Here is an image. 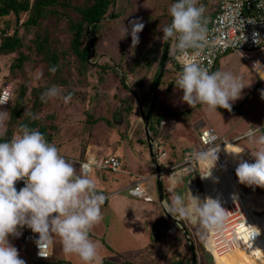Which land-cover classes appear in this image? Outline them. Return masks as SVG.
I'll list each match as a JSON object with an SVG mask.
<instances>
[{"label":"rangeland","instance_id":"374dc122","mask_svg":"<svg viewBox=\"0 0 264 264\" xmlns=\"http://www.w3.org/2000/svg\"><path fill=\"white\" fill-rule=\"evenodd\" d=\"M216 1L217 0H198V3L199 5H203L205 9L212 10V4ZM127 3L128 6H126ZM171 4H173L171 0H116V5H114L112 10L113 12H120L121 16L117 18H107L106 21L98 26L97 39L93 48L94 51L89 57L90 64H112V66L105 67V69L110 70L113 75L110 74V77L108 76L107 79L104 80V85H101L100 82L95 79V75L86 77L84 73H81L75 57L72 55L70 56L71 65L66 74L68 77L67 86H59L61 89V96L48 100L42 110L37 113L41 123L48 126L50 142L55 144L60 152L70 157H76L77 155H81L82 150H88V152H91L96 158L102 159L110 154H115V147L118 145H122L123 143L129 144V146L130 143L137 144L139 142L138 136L143 138V148L145 150L147 149L139 108L133 109L130 119H126L120 98H123L127 91L118 85L120 84V76L122 75L125 77L126 68L128 69L130 64H133V66H136V64H158L161 56V45L158 44L157 47L156 43H160L159 40L163 41V35L161 34V30L155 31V27L159 21H162L164 14H169V7ZM204 15L209 20L210 16L208 12H205ZM12 19V16L0 18V28L5 27L7 22H10L8 31H11L12 29L10 27L13 26ZM133 19H139L145 25L143 30L138 34L140 42L135 47H133L131 43V27L129 24ZM47 25L51 29L52 37L56 38V45L64 49L67 46L69 36L66 23H55L49 20L47 21ZM125 26L129 28V34L121 39L122 30ZM174 45L175 44L172 43L170 49L174 47ZM23 50L25 53L29 52V49ZM31 54L33 57L32 60L24 62L23 66L21 68H16L13 73H10V68L15 62V58L18 56L17 53L7 55V57L1 59L0 63V79L4 76H8L13 80L15 89L17 90L21 84L27 85L28 93L26 96L27 102L25 109L31 108L32 99L34 98L32 94L33 86L46 85L50 80L47 74V65L40 61V56L35 54V50L32 51ZM169 57L170 59L166 61V68L163 74V85L159 87L158 100L153 109V112H162L164 115V119L159 127V134L156 138H153V143H155L156 140V143H158L161 150L165 153V157L162 159L163 163L159 162L164 193L168 195V199L170 200V193H167L168 191L165 189L167 180H170L172 173L182 171V174H180L182 183L175 187V192L187 197L189 195V181L192 180L196 183L197 196L203 199L204 185L202 181L204 182V180L202 177L200 179V174L202 175L200 170L202 164L196 160L185 161L188 154L202 150L200 142L201 126L204 125V128L212 127L220 136L228 137V141H233L231 143L248 149V152L244 149L248 154L246 161L254 163L255 158L251 156V150H257L258 145L250 143L242 134L250 128L264 126V98L261 96V92L264 90V83L245 67L243 61L235 52L229 51L223 54L219 59L221 63L220 70L231 71L235 75L242 77L245 84H249V86H246L242 90V98L236 100L234 103L230 102L232 103L231 112L223 108L209 111L206 105L199 104L192 109L186 102L181 100L183 95L182 90H178L175 87V82L180 72L175 69L176 66L172 60V55L169 54ZM115 65L118 67L120 75L115 74V70L112 71L115 69ZM144 71H146V69L142 66L140 72L137 71L134 76L130 75L126 79V84L129 85L133 93L137 94L139 99L140 97L145 98L151 95L149 91L151 79L142 76ZM38 72H42L43 75L39 79H36ZM96 72L99 76L102 74V71ZM17 90H15L14 98L17 94ZM70 92H72V98L68 103H65L63 97L67 96ZM13 101L14 99L12 102ZM134 103L135 102H133V105ZM143 110L146 111L144 107ZM168 111L173 113L169 114ZM90 115L95 117L106 116L115 123L120 130L124 131L123 134L118 132L116 125L110 126L104 119H100L95 125L88 123L87 119ZM50 124H52V127L49 126ZM261 134H264V129L256 135L258 137ZM89 149L91 151H89ZM176 153H179L178 159L181 157L182 160L180 164L178 163L179 165L173 167L175 164H172V160L175 161ZM224 155L225 153H223V156ZM121 161L124 162L123 158H121ZM216 165L220 168L218 160ZM188 166H190L191 169L183 171V169ZM76 167L79 172L78 162ZM96 173L97 169L93 168L89 174L90 178L95 177ZM154 174L155 169L153 167L150 169L149 175ZM102 177V185L106 183L109 184V191L116 190V188L121 186L115 185V181H113L115 180V176L111 171H107ZM132 179L133 177L129 178V180ZM236 179L237 180L234 179V181L238 192L242 195L247 194L244 200L251 196L252 210H255V213L259 215V217H263L264 188L246 186L239 183L238 177ZM221 185L222 184L215 186L211 194L213 193L216 196L224 195L222 192L225 191L221 190ZM104 189H106V187H104ZM228 189L229 188L225 190L229 193ZM117 198L126 199L125 202L127 203L128 207H126L128 209H130L129 206L134 203L143 206L142 209L144 210L148 208V210H150L149 215H153L159 209L164 211L162 207L160 208L161 204L159 201H145L144 199L135 201L131 199L134 197L130 196L128 188H123L115 197H110V203ZM128 209H124V212H120L119 209H117L116 211H118V213H115L107 206L106 209H103L102 213L104 219L102 221L104 224L109 225L105 241L110 243L111 235L112 238L123 237L124 243L122 246L127 250V252L123 254V256H125V258H123L132 262L129 264H134L135 258L140 257V253L138 252L139 245L138 242H136V238L142 236L139 235L140 233L143 234L144 240L150 238L149 229L152 223L146 224L145 220L136 218L137 214L130 210L129 212ZM130 216L132 217L130 218ZM254 216L257 217L255 214ZM119 218H127L132 221L134 224L133 228L125 230ZM123 221L127 220L124 219ZM161 223V231L159 234L157 233L159 236H157L156 232H151L153 234L152 236H154L153 238L159 237L161 240H169L170 235L167 230L170 227L169 225H176V222L169 219L163 212ZM189 224L191 226L190 231H192L194 227H200L199 225ZM100 230L101 226L98 224L92 231L99 232ZM129 230L132 232L130 235L127 233ZM176 234V236H179L178 239L180 240H175V246L179 248L184 245L186 246L188 241H182L185 236H183L181 230H178ZM90 238L98 243V251L101 256L104 252L103 248H105V245L96 237L90 236ZM206 241L211 250L212 242L209 238V234L207 235ZM9 242L18 249L19 257L25 260L26 264H33L30 246L25 245L20 240L14 241L10 237ZM252 244L254 250L247 249L245 246L239 251L233 250L229 252L227 257L233 264H264V237L261 238L257 236L256 239L254 238ZM54 245L56 253L53 252L51 258L47 260L49 263L84 264L78 256L65 255L63 253L58 236L55 237ZM201 252H203L204 256H207L204 257L205 261L203 260L202 264H218L216 263L215 257L214 261V259L212 260L210 258L209 254L207 255L205 249ZM215 256H217L216 253ZM64 258L67 260H64ZM231 262L230 264H232ZM144 264H149V262L147 263V261H145Z\"/></svg>","mask_w":264,"mask_h":264},{"label":"clouds","instance_id":"9594fccd","mask_svg":"<svg viewBox=\"0 0 264 264\" xmlns=\"http://www.w3.org/2000/svg\"><path fill=\"white\" fill-rule=\"evenodd\" d=\"M197 5L198 0H176L169 7L171 23L162 28L163 41H176L169 54L177 59L183 58L182 71L175 87L182 90L181 100L192 109L199 104L206 105L209 111L223 108L231 112L230 102L242 98V90L249 84L231 71H210L211 63L205 67L199 58L204 54L213 56L217 50L229 46L235 47L237 41L229 39L224 30H210L209 20L204 15L205 7ZM261 6H264V0L256 5ZM239 7L241 5H233L225 0L224 13L220 17L224 29L235 27L237 21L245 24L246 18H240L237 11ZM247 21L255 23L253 20ZM129 24L131 43L135 47L140 42L138 34L145 25L139 19H133ZM128 34L129 28L125 26L121 39ZM246 39L242 33L238 45ZM259 39V34L254 32V42L258 44ZM257 64L264 70V66L255 62L254 71ZM49 71L54 74L57 66L49 68ZM42 75V72H38L36 79ZM60 96L61 89L52 86L41 94V100L47 102ZM261 96L264 98V90ZM71 98L72 94L69 93L63 100L68 103ZM9 100L10 97L0 96V105ZM28 115L32 119H39L31 113ZM7 116L8 111H0V135H3ZM262 129L264 126H256L242 134L250 143L258 145L257 150H251L254 163L239 159L245 147L235 150L225 148L239 159L235 169L239 183L250 187L264 188V134L256 135ZM20 133L9 141L0 142V264H26L19 257L18 249L9 242V236L18 238L22 234L20 229L25 226L38 234L35 244L38 256L42 258L49 257L48 249L58 236L65 255H76L84 264H103L99 245L90 238V232L104 219L102 206L107 197L98 191L96 182L90 178V164L81 163L78 172L77 162L61 155L57 146L49 143L39 130L24 124L20 126ZM217 139L211 132L205 133L203 142L210 146L192 153L194 160L210 162L202 178L211 176V169L218 160L220 144L213 146ZM224 142L227 145L228 141ZM21 180L24 187L18 191L16 183ZM175 186L174 181L168 188L171 199L161 202L164 211L177 221L199 225L203 230L201 239L223 230L228 210L222 207L219 199H201L191 192L185 197L175 192ZM258 234L259 229L253 230L244 240L247 249L254 250L252 242Z\"/></svg>","mask_w":264,"mask_h":264},{"label":"trees","instance_id":"16d2710c","mask_svg":"<svg viewBox=\"0 0 264 264\" xmlns=\"http://www.w3.org/2000/svg\"><path fill=\"white\" fill-rule=\"evenodd\" d=\"M171 1L172 3L176 2V0ZM114 5H116V0H0V18L7 16L13 17L11 20L13 22V26L10 27L12 29L11 31H8L10 22H7L5 27L0 28V63L1 59L7 57V55L17 53L18 56L15 58V62L10 68V73H13L16 68H21L24 62L32 60L33 57L31 52L35 50V54L40 56V61L47 65V74L50 78L46 85L33 86L32 94L34 95V98L32 99L31 108L28 109H25L27 102L26 96L28 93L27 85L21 84L17 90L15 89L14 84V92L8 108V116L6 118L3 135H0V140L2 142L9 141L14 135L21 134L20 126L26 124L30 128L39 130L45 136L46 140L51 143L48 126L42 124L39 119H32L28 113L37 116V113H39L47 104V102L41 100V94L47 89L52 86H67L68 77L66 74L68 73V68L71 65V55L75 57L81 73H84L86 77L95 75V79H97L101 85L105 84L104 80H106L111 74V71L105 69V67L112 66V64H90L88 59L94 51L93 48L97 39L98 26L106 21L107 18H117L121 16L120 12H113L112 9ZM126 6H128V3ZM171 19V16H168L165 21L163 19L162 21H159L155 27V31L160 30V24L163 22H165V26L170 24ZM49 20H52L55 23H66L69 36L67 46L64 49L59 48L56 45V38L52 37L51 29L47 25V21ZM174 41V39L170 40L171 46L172 43L174 44ZM160 43L162 51L158 67L151 78L149 90L151 95L145 98L140 97V103L145 109L148 108L152 99L154 84L165 54L164 52L167 40L161 41ZM170 45L167 59H170ZM23 49H29V52L25 53ZM172 60L175 63V69L180 72V68L177 66L174 56H172ZM53 66H57V71L54 74L49 71V68ZM118 70V67L115 65V69L112 71H114L115 74L120 75ZM134 70H136L135 67L133 64H130L128 69L126 68V72L124 74L125 77L122 75L120 76V84L118 85L127 91V94L120 99L123 105L122 109L124 110V114L128 120L130 119L133 109L135 110V108H137V101L134 93L130 89L129 85L126 84L127 77L132 75ZM96 71H102V74L99 76ZM6 79L12 80L8 76L2 77L0 79V88L2 82ZM163 81L164 75L160 81L159 87L163 85ZM15 90H17V94L14 98ZM70 93L72 94V92ZM13 99L14 101L12 102ZM133 102H135L134 105ZM168 112L171 113L170 111ZM100 119H104L110 126L116 125L106 116L95 117L90 115L87 121L88 123L95 125ZM163 119L164 115L162 112L154 111L151 113L149 122L150 132L153 138L158 136L159 127ZM49 126L52 127V124ZM142 128L144 131V126ZM116 129L118 132L123 134L124 131L120 130L117 125ZM144 139L147 143L145 131ZM138 140L139 143L143 144V138H141V136H138ZM60 153L65 157H70L62 152ZM88 153V150H82L81 155H79V159L83 160ZM114 155L118 158L121 157L117 154ZM201 234L202 229L200 227H194L192 232H190V235H192V239L196 244V247L199 248V251L205 249V239H201ZM39 264L52 263L43 261L39 262Z\"/></svg>","mask_w":264,"mask_h":264},{"label":"built area","instance_id":"2783aa9c","mask_svg":"<svg viewBox=\"0 0 264 264\" xmlns=\"http://www.w3.org/2000/svg\"><path fill=\"white\" fill-rule=\"evenodd\" d=\"M229 2L232 3L233 5L236 4L241 5V7L237 9V11L240 12V18H246L245 24L243 25L239 23V21H237L235 27L224 29L220 17H222L224 13L223 5L225 3V0H219L214 15L209 19L208 28L210 30L226 31L229 39H233L237 41V46L235 47L229 46L226 49L217 50L213 56H208L204 54L199 59L205 67H207L209 63H211L210 71H213L219 58L223 54L229 51H233L240 56V58L247 65V67L258 78L264 80V70H261V66L259 64H257L256 71L253 70V64L255 62H259L262 66H264V6L256 7L257 3L260 2V0H229ZM247 19L253 20L255 21V23L254 24L248 23ZM237 28H239L240 31L239 30L237 31ZM254 32L259 34L260 39L258 41V44L255 43L253 40ZM242 33L247 37V39L246 41L241 42L238 45L239 36L242 35ZM175 43L176 41H174V44ZM182 59L183 58L177 59L175 57V62L177 66L180 68V72L182 71ZM13 92H14L13 80L10 79L4 80L1 84L0 96L10 97V100L4 105H0V111H8ZM209 132H211L216 137H218V139L215 142H213V146H215V143L217 145L220 144V152L218 153V165L220 169H223V167H225L230 172H232L233 176H236V172L235 170L233 171L231 162L225 159V157L223 156V150H221L222 149L221 147L225 143L224 141H228L227 137L220 136L217 132H215L214 128L212 127L201 129L200 142H201L202 150L205 147L210 146V145H206L203 142L205 138V133H209ZM0 142L2 141L0 140ZM228 142H233V141H228ZM154 145H155L154 150L157 159L160 163H163L162 159L165 157V153L161 150V147L158 145V143H156V140ZM69 159L74 160L73 158H69ZM191 160H194L192 158V154H188L187 158H185V161H191ZM78 163H79V169L81 163L90 164L91 166L90 172L93 170V168L102 169L111 172L119 171L122 168V161L114 154H110L102 159H98L95 156H88L86 159L79 160ZM179 164H175L173 165V167H176ZM146 180L148 179L145 177L139 178L134 184L127 187L128 193L133 195L132 193L135 192L136 194L134 196L141 197L145 200H152L153 198L148 192L149 188L147 183L145 182ZM22 187H24V182L22 180L18 181L16 183L17 190L19 191V189ZM226 193H228L227 190H225L224 194ZM230 198L231 199H229L228 201H222L221 204L222 207L228 210L227 212L228 218L225 222L223 230L215 234H209V238L211 239L212 242L211 250L207 244L208 239L207 241L205 240L204 243L206 250L210 252L213 259L215 257V253L227 254L233 250L236 251L241 250V248L246 246L244 244V240H247L249 238V235L253 230H258L256 224L254 223V217H253L254 214H256L255 210H248L244 205V203L241 201V199L238 197L231 196ZM175 230L176 227L173 226L168 228L169 233H174ZM20 231L22 234L18 238L12 236L9 237L13 238L14 240H20L27 246L31 247L33 264H39V262L44 261L51 256V247L48 249V255H49L48 258H42L38 256V248L35 244V240L38 238L37 233H33L31 229L27 228L26 226L23 229H20ZM259 235H260V231L257 236Z\"/></svg>","mask_w":264,"mask_h":264},{"label":"crops","instance_id":"0c3cea01","mask_svg":"<svg viewBox=\"0 0 264 264\" xmlns=\"http://www.w3.org/2000/svg\"><path fill=\"white\" fill-rule=\"evenodd\" d=\"M218 2H219V0H217L215 3L212 4L213 5L212 10L206 9L205 12H208V15L210 16V18L214 15V12H215V10H216V8L218 6ZM197 6H200L199 3H198ZM168 16H170V14H168V15L164 14L162 19L165 21V19ZM164 26H165V22L160 24V30ZM161 32H162V30H161ZM159 42H161V41L159 40ZM158 44L161 45V43H156L157 47H158ZM160 50L162 51V49H160ZM154 52H155V50H154ZM244 65L249 71H251L247 67V65L245 63H244ZM142 66H143L144 69H146V71H144L142 76L148 77V79H151L153 74H154V72H155V70L158 67V64H144V65L143 64H136V66H134V67H135V69L138 72H140ZM165 68H166V66H165ZM220 69H221V63L218 60L213 72L215 70H220ZM136 70L133 71V73H132L133 76H134V74L137 73ZM162 78H163V76H162ZM259 80L264 83V80H262L260 78H259ZM157 100H158V97H157ZM137 108H139L138 104H137ZM171 113H173V112H171ZM171 113H169V114H171ZM201 127L203 129L204 125H202ZM199 145H200V143H199ZM244 149L248 152V149H246V148H244ZM89 151H91V150L89 149ZM115 154L121 156L123 158V160H124L123 167L121 168V170L116 171V172H112V173H114V176H115V180H113V181H115L114 182L115 185L116 186L121 185V186L116 188V190L109 191V189H108L110 187L109 184L106 183L105 185H102V180H101L103 178L102 176H104V174L107 173V171L102 170V169H100V170L97 169V173H96L97 178H96V176L92 178L96 182L98 191H102L107 197L105 204L102 206V212H103V209L107 208V206H108V208L113 210L115 213H118V211H116L117 209H119L120 212H124V209H128L127 208L128 207L127 203L125 202L126 199L117 198V199H114L112 203H110L109 198L110 197H115L117 193H119L120 191L123 190V188H127L128 186L134 184L138 180V178H141V177H145V178L148 179L145 182L147 183L148 188H149L148 192L153 198L152 200H145V199L144 200L145 201H154V200L159 201L158 200V192H157V184H156L155 174L154 175H149L150 169L153 168L154 166L152 164V160H151V156H150V153H149L148 146H147V149L145 150L143 148V144H141L139 142L137 144L130 143V146H129V144L123 143L122 145H118V146L115 147ZM178 154L176 153V159H175V161L172 160V162H173L172 164H178V163L181 162L182 158L179 157V159H178ZM88 156H94V155H92L91 152H89L84 159H86ZM69 158H73L76 162L79 161L78 160L79 159V155H77L76 157H69ZM103 172H105V173H103ZM130 177H133V179L129 180ZM180 178H181V176H180ZM200 179H201V174H200ZM181 180L176 182V186L178 184L182 183ZM190 181H192V180H190ZM172 184H173V182H172L171 179L167 180V186H166L165 189H167V191H168V188L170 186H172ZM194 184L196 186L195 182H194ZM202 184L204 185L203 181H202ZM104 187H106V189H104ZM196 190H197V188H196ZM167 193H169V192H167ZM130 196L134 197V198H131V199H134L135 201H137L138 199H143L141 197H137V196H134V195H131V194H130ZM164 197H165V200H169L168 199L169 198L168 195H166L165 193H164ZM170 197H171V195H170ZM204 198H206L205 191H204ZM142 207L143 206H139L138 204L134 203V204L130 205L129 206L130 209H128V211L130 210L131 212L137 214L136 218L145 220L146 224H148V223L150 224V222L152 223V226L150 225L151 227L149 229V232H150V235H151L150 238H147L146 240H144L142 233L139 234V235H142V236H139L138 238H136L137 239L136 242H138V245H139L138 252L140 253V257H136L135 258L134 264H144L145 261H147V263L149 262V264H159V263H161V264H178V263L179 264H193L192 248H191V244L189 242L190 240H189V238H187V236H185V233H184L182 227L177 222H176V225L175 224L169 225L170 227L171 226L176 227V230H175L174 233H169L168 230H167V232L170 235L169 236V240H166V239H162L161 240L159 237L153 238L154 236H152L153 234L151 232H156V234L157 233L159 234L160 231H161L160 227L162 225L161 222H162V219H163V212L165 213V211H161L159 209L153 215H149L150 214V210H148V208H146L144 210V209H142ZM160 208H161V206H160ZM126 211H125V213H126ZM165 215H166V213H165ZM257 216H259V215H257ZM131 217L132 216H130V218ZM121 219L119 218V221H120V223L122 224V226H123V228L125 230L133 228L134 224H133L132 221L128 220L127 218H121ZM124 219H126L127 221H123ZM183 222L185 223V226L188 229V232H189L188 235H189L190 239H192L193 237H192V235H190V232H192V231H190V228H191L190 224L187 221H183ZM99 225L101 226V230L99 232H93V231L90 232V236L100 239L101 243L103 245H105V248H103L104 252L101 254V257L103 258V264H109V263H111V264H129V263H132L130 260L124 259L125 256H123V254L125 252H127V250L125 248H123V246H122V244L124 243V241L122 239L123 237L122 238L121 237H119V238L113 237L112 238V235H111V238H110L111 241H110V243H107L105 241V236L107 235V230L109 229V225L104 224L103 221H101L99 223ZM127 225H129V226H127ZM178 230H181L183 236H185V238L182 239V241H184V240L186 242L188 241L186 243L187 244L186 246L184 245L183 247H180V248L175 246V240H180V239H178L179 236H176L177 235L176 232ZM127 233L130 235L132 232L129 230ZM158 234H157V236H159ZM11 239L14 240L13 238H11ZM14 241H17V240H14ZM170 243H173V244H170ZM204 243H205V241H204ZM52 247H53V250H52ZM52 247H51V250H52L51 251V255H52L53 252L56 253L55 245H53ZM204 248H205V252L207 253V255L209 254L210 258L213 260L210 252L206 250L205 246H204ZM201 251H199V248L196 247V252H197V257H198V259H197L198 260V264H202L203 260L205 261L204 257L206 255L204 256L203 252H201ZM50 258H51V256L48 259L44 260V261H47ZM215 259H216V262L218 263V260H217L216 256H215ZM215 259H214V261H215ZM64 260H67V259L64 258ZM41 262H43V261H41ZM205 264H207V263H205Z\"/></svg>","mask_w":264,"mask_h":264},{"label":"bare ground","instance_id":"6f19581e","mask_svg":"<svg viewBox=\"0 0 264 264\" xmlns=\"http://www.w3.org/2000/svg\"><path fill=\"white\" fill-rule=\"evenodd\" d=\"M229 148L231 150H235L237 148H241V146L228 142L227 145L226 143L223 144V146L221 147L223 150V153H225V159L229 160L231 162V166L233 167V171L236 169V167L238 166L239 163V159H243L246 160V158H248V154L247 152L244 150L242 153L239 154V159L234 157L233 154L228 153L225 148ZM202 164V168L201 173L202 175L204 173H206L208 171V166H209V161H199ZM191 169L190 166L186 167L185 169H183V171L185 170H189ZM178 173V174H177ZM180 174H182V171H178L175 173H172L170 179L172 180V182H177L180 180ZM237 180L236 176L232 175V172H230L228 169H226L225 167H223V169L218 168V166L215 164V166L211 169V176L203 178L204 180V191L206 194V197H211L214 199H219L221 204L222 201H228L229 199H231L230 197H238L241 199V201L244 203V205L246 206V208L248 210H252V204H251V196L249 198H247L246 200H244V197L247 194H241L240 192H238L236 185H235V181L234 179ZM219 184L221 185V190L225 191V189L229 188V193L224 194V195H215V194H211V191L213 190V188ZM227 186V187H226ZM189 195L190 192L196 196L197 195V190H196V186L194 184L193 181H189ZM224 193V192H222ZM232 194V195H231ZM224 199V200H223ZM256 215V214H255ZM257 216V215H256ZM254 217V223L256 224L257 228L260 231V235L259 237L263 238L264 237V216L263 217ZM217 254V253H216ZM228 254V253H227ZM227 254H217V260H218V264H230L231 260L227 257ZM217 263V262H216ZM232 263V262H231Z\"/></svg>","mask_w":264,"mask_h":264},{"label":"water","instance_id":"95a60500","mask_svg":"<svg viewBox=\"0 0 264 264\" xmlns=\"http://www.w3.org/2000/svg\"><path fill=\"white\" fill-rule=\"evenodd\" d=\"M169 45H170V40H167V43H166V46H165V54L163 56L162 63H161V66H160V69H159V72H158V75H157V78H156V81H155V84H154L153 96H152L151 102L149 104V107H148V109L146 111L143 110V107H142V105L140 103V100H139L138 96L134 93V96H135V99L137 101V104H138V107H139V110H140V114H141V117H142V122H143V125H144L145 136H146V139H147V146H148L149 153H150V156H151L152 164H153L154 169H155L158 200H159L160 203L165 200L164 187H163V183H162V175H161V170H160V167H159V161L157 159V156H156V153H155V150H154V143H153L154 139H153L152 134L150 132V122L149 121H150L151 113H152V111H153V109L155 107V104L157 102L159 85H160L161 78H162V76L164 74V70H165V66H166V60H167V54H168V50H169ZM165 213H166L168 218H170L171 220L177 222L182 227V229H183V231L185 233V236H187V238H189V240H190L189 242H190L191 248H192L193 264H198L196 245H195L194 241L192 239H190V237L188 235L189 232H188V229L185 226V223L183 221H177L171 214L167 213L166 211H165Z\"/></svg>","mask_w":264,"mask_h":264},{"label":"flooded vegetation","instance_id":"af4514ba","mask_svg":"<svg viewBox=\"0 0 264 264\" xmlns=\"http://www.w3.org/2000/svg\"><path fill=\"white\" fill-rule=\"evenodd\" d=\"M140 100V99H139Z\"/></svg>","mask_w":264,"mask_h":264}]
</instances>
